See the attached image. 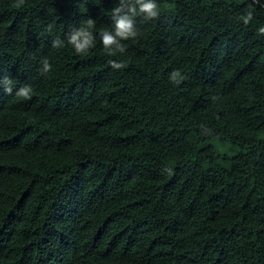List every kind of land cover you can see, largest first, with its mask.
Here are the masks:
<instances>
[{
    "label": "trees",
    "instance_id": "trees-1",
    "mask_svg": "<svg viewBox=\"0 0 264 264\" xmlns=\"http://www.w3.org/2000/svg\"><path fill=\"white\" fill-rule=\"evenodd\" d=\"M156 2L0 0V264H264V6Z\"/></svg>",
    "mask_w": 264,
    "mask_h": 264
},
{
    "label": "clouds",
    "instance_id": "clouds-1",
    "mask_svg": "<svg viewBox=\"0 0 264 264\" xmlns=\"http://www.w3.org/2000/svg\"><path fill=\"white\" fill-rule=\"evenodd\" d=\"M257 4H261L262 0H255ZM24 0H17L15 4L16 7H21ZM159 6L156 0H120V5L113 8L112 10V20L113 29L103 30L100 32V39L102 44L107 51L109 56L115 55L116 52L124 53L125 46L121 41L134 39L138 36L139 32L136 28V18L142 16L145 21L155 20L159 16ZM243 23L247 25L252 19V13L249 12L246 16L241 17ZM95 28V21L91 18L87 19L82 23V27L78 30H74L72 34L67 39V44L70 45L76 54H85L90 50L95 41V36L93 34V29ZM260 35H264V27L258 29ZM115 45V51H108V49ZM60 39L53 41V47H62ZM113 68H123L125 65L123 63L110 62ZM52 66L47 58L42 61V72L44 74L50 72ZM183 79V76L179 71H173L170 76V80L179 83ZM8 93H11V88L6 89ZM32 93V88L30 86L25 87L20 90L17 94L18 97H23L25 99H30Z\"/></svg>",
    "mask_w": 264,
    "mask_h": 264
}]
</instances>
